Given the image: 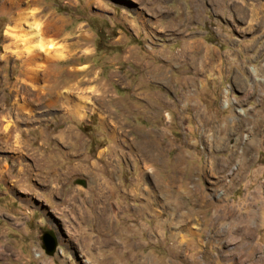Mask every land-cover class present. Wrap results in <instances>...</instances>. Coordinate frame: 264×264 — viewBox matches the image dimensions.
<instances>
[{"label":"rangeland","instance_id":"1","mask_svg":"<svg viewBox=\"0 0 264 264\" xmlns=\"http://www.w3.org/2000/svg\"><path fill=\"white\" fill-rule=\"evenodd\" d=\"M43 2L90 34L78 77L106 82L113 112L20 120L43 161L0 145V264H264V0ZM9 25L0 11V110L20 70ZM66 126L75 140L52 138Z\"/></svg>","mask_w":264,"mask_h":264},{"label":"bare ground","instance_id":"2","mask_svg":"<svg viewBox=\"0 0 264 264\" xmlns=\"http://www.w3.org/2000/svg\"><path fill=\"white\" fill-rule=\"evenodd\" d=\"M8 1H10V7L5 8L3 4L0 7V10L8 12L11 20V25L4 30L3 48L7 56L20 61V70L14 81L7 83L11 91V101L10 109L0 110V145L3 144L6 151L13 153L10 158L14 161H19L24 155H29L39 162L45 160V157L28 152L30 150L28 140L18 129L20 120L37 121L42 117L40 115L49 112L56 104H59L67 114H72L78 119L84 118L87 114V105L93 109L95 104L103 109L99 114V123L106 124L112 118V96L108 93L106 82H100L98 75L94 72L91 76L78 77L79 72L89 69L86 64L77 65L76 63L78 50L85 54H88L90 50L88 45H84V41L88 40L90 34L81 25L75 29L79 34L64 32L69 22L49 5L44 4L43 0ZM194 43H190L191 46L188 47L202 50L199 44ZM67 60H71L72 64L66 68H56L57 62ZM62 71H65V76L60 79ZM81 83L89 86L82 89ZM96 92L99 93L95 94ZM40 104H43L46 109L39 111L38 105ZM237 111L241 113L242 109L239 108ZM109 135L116 138L115 130H110ZM52 138L67 143V140H75L77 134L72 131L71 127L66 126L56 132ZM70 144L73 146V142ZM24 168L27 169L28 164L25 163L21 169ZM49 169L53 173L59 170L52 166H49ZM17 181L18 179L14 182ZM17 186L21 184L17 183Z\"/></svg>","mask_w":264,"mask_h":264},{"label":"water","instance_id":"3","mask_svg":"<svg viewBox=\"0 0 264 264\" xmlns=\"http://www.w3.org/2000/svg\"><path fill=\"white\" fill-rule=\"evenodd\" d=\"M42 248L47 255H52L56 249V239L51 231H45L41 235Z\"/></svg>","mask_w":264,"mask_h":264},{"label":"crops","instance_id":"4","mask_svg":"<svg viewBox=\"0 0 264 264\" xmlns=\"http://www.w3.org/2000/svg\"><path fill=\"white\" fill-rule=\"evenodd\" d=\"M1 2V1H0ZM2 3V2H1ZM1 5V4H0ZM0 11H2V10H0Z\"/></svg>","mask_w":264,"mask_h":264}]
</instances>
